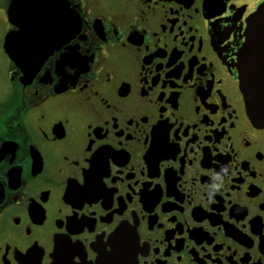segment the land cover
Here are the masks:
<instances>
[{
  "label": "flooded vegetation",
  "instance_id": "af4514ba",
  "mask_svg": "<svg viewBox=\"0 0 264 264\" xmlns=\"http://www.w3.org/2000/svg\"><path fill=\"white\" fill-rule=\"evenodd\" d=\"M263 2L0 0V264H264Z\"/></svg>",
  "mask_w": 264,
  "mask_h": 264
},
{
  "label": "water",
  "instance_id": "95a60500",
  "mask_svg": "<svg viewBox=\"0 0 264 264\" xmlns=\"http://www.w3.org/2000/svg\"><path fill=\"white\" fill-rule=\"evenodd\" d=\"M239 53L241 91L252 123L264 128V2L247 21Z\"/></svg>",
  "mask_w": 264,
  "mask_h": 264
}]
</instances>
